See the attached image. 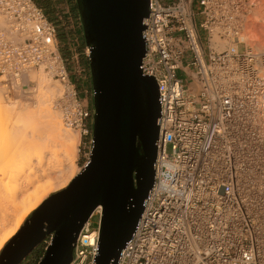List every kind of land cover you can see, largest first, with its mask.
Wrapping results in <instances>:
<instances>
[{"label": "built area", "instance_id": "built-area-1", "mask_svg": "<svg viewBox=\"0 0 264 264\" xmlns=\"http://www.w3.org/2000/svg\"><path fill=\"white\" fill-rule=\"evenodd\" d=\"M260 1L148 0L139 68L160 104L153 178L117 264H264V51L244 40ZM54 8L59 24L33 0H0V95L33 102L37 73L58 82L53 107L87 161L92 108L79 93L78 38L67 6ZM100 218L97 206L68 264H93Z\"/></svg>", "mask_w": 264, "mask_h": 264}, {"label": "water", "instance_id": "water-1", "mask_svg": "<svg viewBox=\"0 0 264 264\" xmlns=\"http://www.w3.org/2000/svg\"><path fill=\"white\" fill-rule=\"evenodd\" d=\"M147 15L148 0H80L92 92L90 155L64 188L31 212L0 251V264H20L49 236L37 264H68L77 235L97 206L93 264L118 263L153 178L160 104L154 78L139 68Z\"/></svg>", "mask_w": 264, "mask_h": 264}, {"label": "bare ground", "instance_id": "bare-ground-1", "mask_svg": "<svg viewBox=\"0 0 264 264\" xmlns=\"http://www.w3.org/2000/svg\"><path fill=\"white\" fill-rule=\"evenodd\" d=\"M1 27L2 22L0 21ZM262 39L264 41V37ZM244 40L251 49L259 48L260 43L258 44V42L262 41L254 39V36L250 37V35L244 36ZM261 49L262 47L259 50ZM37 79L41 80V83L47 82V86L43 87L42 85L49 96L46 101L60 95L58 89L51 84L53 79L47 74L39 72ZM46 101L42 100L39 104L43 105ZM14 106L16 105L0 102V127L12 120L13 126L10 125L15 129L14 136L16 138H14L17 140H15L16 146L13 145L15 147L13 153L8 151L9 149L7 152L0 151V250L15 235L25 217L35 210L51 192L64 188L79 170L75 164L79 137L77 134H70L61 126L57 113L38 105H35L37 107L35 110L20 108L19 110L22 112L18 113ZM14 117L23 119V128L20 126L21 122ZM34 118L42 119L40 125L35 128L31 124ZM15 122H19L20 125L17 124V126ZM28 123L32 127L25 131V127L29 126ZM10 125L9 127H11ZM4 126L6 127V124ZM5 127L2 126V128ZM57 149H61L60 152L62 151L65 163L62 167L58 164L54 165L55 171L53 170L54 173L51 175L52 169L49 167H53L54 159L56 160L59 153ZM45 156L47 160H50L45 170H49L47 173L43 170L39 172L36 168V166H40ZM51 164L52 166H50Z\"/></svg>", "mask_w": 264, "mask_h": 264}, {"label": "rangeland", "instance_id": "rangeland-1", "mask_svg": "<svg viewBox=\"0 0 264 264\" xmlns=\"http://www.w3.org/2000/svg\"><path fill=\"white\" fill-rule=\"evenodd\" d=\"M75 2H76V6L77 7H74V5H75ZM53 4L54 5H58V6H62V7H66L67 6V8H68V10H69V15H65V17H68L67 19H65L67 22L65 23V25L68 27L67 28V30L68 31H71L72 29L73 30H78V34L80 35V39L83 41V34H82V23H81V18H80V0H70V1H68V0H53ZM260 6L258 7V9H256L255 10V12L248 18V20L250 21L249 23H248V25H247V28H246V30H245V37H248L249 35H250V37L251 36H254V39H257V40H262V41H260V42H258V44L260 43V46L262 47V49H263V51H264V41H263V39H262V37H264V36H262L263 35V33H264V29H263V32H261L262 31V28H264V0H261L260 1ZM0 21L2 22V27L4 26V22H3V18H1L0 17ZM258 29V30H256V29ZM254 29V30H253ZM59 31L60 32H63V28H62V26H60L59 27ZM72 32V31H71ZM259 46V48L258 47H256V48H258V49H260L261 47ZM63 48V54H66V51H65V48L64 47H62ZM255 47H253V49H256ZM261 49V50H262ZM78 50V49H77ZM239 50H242V46H240L239 47ZM79 52V51H78ZM82 57V58H81ZM78 58H79V60H80V63H81V66H82V68H84V72H85V74H86V78L88 79V81H89V91H88V104H89V106L91 107L92 106V92H91V80H90V72H89V66H88V59H86L85 57H84V55L82 54V55H79L78 56ZM83 61V62H82ZM68 68L69 69H71V66H70V64L68 65ZM39 76V75H38ZM180 77H183L184 78V76L182 75V74H180L179 75ZM40 77V76H39ZM37 84H38V91H37V94H36V97H35V100L32 102H27V101H22V100H18V101H15V100H12V99H4V98H2L1 97V95H0V102L2 103V104H11V105H16V106H14L15 108H16V112H20L21 110H19L20 108L22 109H29V110H35L37 107V105L38 106H40V107H47V108H49L51 111H53V112H55V113H57L58 115H59V112L53 107V104H52V102L54 101V99H56V97H54L53 99H51L50 101H46V99H48V93L46 92V90H44L45 88H42V85H43V87H44V85L45 86H47V82L46 81H43V83H41V80H38L37 79ZM51 84H53V86L55 87V88H57L58 89V93L60 94V86H59V84H58V82H56L55 80H52V82H51ZM47 93V94H46ZM46 95V97H45V95ZM43 95V97H41ZM59 96V95H58ZM57 96V97H58ZM44 98V99H43ZM45 100L46 102L43 104V105H41V104H39L40 103V101H42V100ZM36 105V106H35ZM22 109V110H23ZM19 110V111H18ZM22 112V111H21ZM14 119H16L17 121L19 120L20 122H21V125L19 124V122H15L16 123V125L18 124V125H20L21 127H22V124H24L22 121H23V119H21V118H15L14 117ZM13 119V120H14ZM21 119V120H20ZM59 119H60V122H61V118H60V115H59ZM40 121H42V119H39V118H34L33 119V121L31 122V124L34 126V128L37 126V125H40ZM30 122V121H29ZM14 123V122H13ZM13 123H12V120L11 121H9L8 123H5L6 124V127L4 126L5 124H3L2 126L3 127H5V128H2V126L0 127V141H1V145L3 146H1L0 148V151H6L7 152V150L8 151H10L11 153H13L12 151H14L15 149V147L14 146H16V144H17V140L15 139L16 137L14 136V131H15V129H13L12 128V126H13ZM12 126H11V125ZM29 124V126L28 127H25V125H27L26 124V122H25V125H24V127L26 128L25 129V131H28L31 127H32V125H30V123H28ZM9 125L11 126V127H9ZM17 125V126H18ZM61 126L64 128V129H66L64 126H63V124H62V122H61ZM8 127V128H7ZM23 128V127H22ZM67 131H69V133L70 134H72V135H78V137H79V139H78V144H79V140H80V136H79V133L77 132V131H73V130H69V129H66ZM15 137V138H14ZM16 140V141H15ZM15 141V142H14ZM78 144H77V151H76V159H75V164H76V166L79 168V170H78V172L81 170V168H82V166H83V164L86 162V160L83 158V156H82V153L81 152H79L78 151ZM14 145V146H13ZM8 147V148H7ZM13 148V149H12ZM5 149V150H4ZM61 150V149H60ZM60 150H58L57 149V152H59L58 153V155L56 156V160L54 159V163H53V167H49V168H51L52 170L50 171V174L51 175H53V173H54V171H55V166L58 164L59 166H63L64 165V163H65V159H64V156L61 154V152H60ZM81 151H82V149H81ZM10 152H8V153H10ZM168 152H169V150H168ZM7 153V154H8ZM10 155V154H9ZM8 155V156H9ZM12 155V154H11ZM62 155V156H61ZM50 160L48 159H46V156L43 158V160H42V162H41V164H40V166L39 167H37L36 166V168H37V170L39 171V172H41V170H43V171H45L46 170V168H47V166H48V162H49ZM55 165V166H54ZM50 166H52V164L50 165ZM54 170V171H53ZM49 171V170H48ZM48 171H45V173H47ZM52 172V173H51ZM61 190V189H60ZM58 190H55V191H53V192H51L48 196H50L52 193H54V192H57ZM47 196V197H48ZM46 197V198H47ZM45 198V199H46ZM44 199V200H45ZM32 212V211H31ZM31 212L25 217V219L23 220V222H22V224L20 225V227L24 224V222H25V220L30 216V214H31ZM96 221V217H93V218H91V222L92 223H94ZM20 227H19V229H20ZM19 229L17 230V232L19 231ZM16 232V233H17ZM15 233V234H16ZM15 236V235H14ZM11 238H13V237H11ZM10 238V239H11ZM9 239V240H10ZM9 240L7 241V242H9ZM7 242L4 244V246L7 244ZM3 246V247H4ZM41 246V245H40ZM2 247V248H3ZM2 248H1V250H2ZM41 248H42V246H41ZM39 250V252H37V254H40L41 253V249L40 248H38ZM0 250V251H1ZM36 255V254H35ZM35 257H37V256H35ZM34 260H35V258H34ZM34 260L32 261V262H34Z\"/></svg>", "mask_w": 264, "mask_h": 264}, {"label": "crops", "instance_id": "crops-1", "mask_svg": "<svg viewBox=\"0 0 264 264\" xmlns=\"http://www.w3.org/2000/svg\"><path fill=\"white\" fill-rule=\"evenodd\" d=\"M72 31V32H71ZM70 34L73 36H77L78 38V51H79V55L81 54L82 48L84 47V42L80 39V35L78 34V30H71ZM82 58V57H81ZM83 62V61H82ZM78 87H79V93H80V97L85 99L88 103V91H89V81L86 78V74L85 72L82 74L81 78L79 79L78 82ZM43 252V251H42ZM33 264H35V261L32 262Z\"/></svg>", "mask_w": 264, "mask_h": 264}, {"label": "trees", "instance_id": "trees-1", "mask_svg": "<svg viewBox=\"0 0 264 264\" xmlns=\"http://www.w3.org/2000/svg\"><path fill=\"white\" fill-rule=\"evenodd\" d=\"M33 1L40 8H42L45 11L46 15L48 16V18L50 20H52V21H54L55 23H58V24L60 23L59 21H57L56 10L54 8L53 0H33ZM68 1H70V0H68ZM74 7H77L76 6V2H75ZM59 35H60V39H64L65 38L64 32H60ZM61 50H62V53H63V48H61Z\"/></svg>", "mask_w": 264, "mask_h": 264}, {"label": "flooded vegetation", "instance_id": "flooded-vegetation-1", "mask_svg": "<svg viewBox=\"0 0 264 264\" xmlns=\"http://www.w3.org/2000/svg\"><path fill=\"white\" fill-rule=\"evenodd\" d=\"M44 230L45 229H43V231ZM38 248L41 249V253L40 254H37V252H39ZM38 248L32 250L31 253L20 264H32V261L34 260V258H35V260H34L35 264H37L38 261L40 260V258L42 257V254H43L41 246H39ZM35 256H37V257H35ZM4 261L5 260H3V263H4Z\"/></svg>", "mask_w": 264, "mask_h": 264}]
</instances>
